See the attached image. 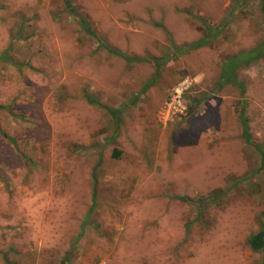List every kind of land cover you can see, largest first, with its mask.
<instances>
[{
  "label": "rangeland",
  "instance_id": "obj_1",
  "mask_svg": "<svg viewBox=\"0 0 264 264\" xmlns=\"http://www.w3.org/2000/svg\"><path fill=\"white\" fill-rule=\"evenodd\" d=\"M69 1L94 38L65 0H0V264H254L264 168L238 111L264 150V57L220 79L264 54L259 1Z\"/></svg>",
  "mask_w": 264,
  "mask_h": 264
},
{
  "label": "trees",
  "instance_id": "obj_2",
  "mask_svg": "<svg viewBox=\"0 0 264 264\" xmlns=\"http://www.w3.org/2000/svg\"><path fill=\"white\" fill-rule=\"evenodd\" d=\"M245 1H248V0H242L243 3ZM258 1H259L260 12H261L262 18L264 20V0H258ZM64 5H65V11L67 13H69L70 15L75 16L77 18L81 29L86 34H88L89 36L94 38L95 35L92 32L90 26L87 24V22L82 17H80L78 15V13H76L74 11V8H73L71 2L69 0H65ZM203 44H205V40H202V41L197 42V43H193V44L186 46V47H183V48L173 46L172 47V53L167 58L162 59V60H156L155 59V60H153V64L156 67H159L160 65H164L168 60L175 58V55L177 56V55L183 54L186 51L195 50L199 47H202ZM261 48L264 49V43L262 44ZM106 50L111 54H114V55L117 54L116 52L111 51L109 49H106ZM120 56L123 57L128 62L136 61L135 59H133L131 57H126L123 55H120ZM241 56H242V58H240L239 55H236V56L230 58L226 62V64L223 66L222 78L220 79L221 83L226 82V83H230V84H234V85H239L242 87V85L239 84V82H237L235 79V75H234L235 70L239 66H247L253 62H256L260 58H263L264 54H261L259 49H253V50L247 51L245 53H242ZM2 58L7 60V57L5 54L2 55ZM220 86H222V84ZM89 102L93 105L103 107L94 99H89ZM125 107H126V105H123L118 109H110L107 107H103V109L116 120L118 118V115L122 112V110ZM238 119H239V122L241 125V129H242L241 136H242L244 142L248 145H252L256 149V151L260 153L261 159H262L260 169L264 168V150H263L262 146L253 143L251 140V135L249 132L248 119L244 113V106H241V108L238 111ZM224 194H225V191H216L212 195L209 196V198L207 199V201H205V203H209L211 201H214L216 198L224 196ZM186 200L187 199H185V201ZM200 207H202V205ZM247 244L249 245L250 249L253 252L261 251L263 253V260H262L261 264H264V213L262 214V222L260 224L259 231L256 234L249 236V238L247 240Z\"/></svg>",
  "mask_w": 264,
  "mask_h": 264
},
{
  "label": "crops",
  "instance_id": "obj_3",
  "mask_svg": "<svg viewBox=\"0 0 264 264\" xmlns=\"http://www.w3.org/2000/svg\"><path fill=\"white\" fill-rule=\"evenodd\" d=\"M262 214H263V213H262ZM261 216H262V215H261ZM261 222H262V218H261V220H260V222H259V224H258L257 229H256L254 232H252L250 235L256 234V233L259 231V228H260V224H261ZM250 235H249V236H250ZM249 236L247 237V240H248ZM247 248H248V251H249V252H251V253H255V254H257V256H258V259L256 260V262H255L254 264H261V263H262V260H263V253H262L261 251H259V252H253V251L250 249V247H249L248 244H247Z\"/></svg>",
  "mask_w": 264,
  "mask_h": 264
}]
</instances>
